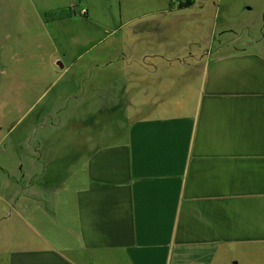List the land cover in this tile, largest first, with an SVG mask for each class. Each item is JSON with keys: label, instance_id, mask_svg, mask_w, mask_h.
<instances>
[{"label": "crops", "instance_id": "crops-1", "mask_svg": "<svg viewBox=\"0 0 264 264\" xmlns=\"http://www.w3.org/2000/svg\"><path fill=\"white\" fill-rule=\"evenodd\" d=\"M149 2L136 0L146 5L136 19L156 18L159 37L181 41L149 45L155 31L137 29L123 49H99L75 84L127 111L68 109L103 119L75 139L66 184L23 190L2 215L0 264H264V25L258 46L218 55L226 45L214 37L235 30L215 28L214 0ZM193 5L199 29L169 35L164 23Z\"/></svg>", "mask_w": 264, "mask_h": 264}, {"label": "rangeland", "instance_id": "rangeland-1", "mask_svg": "<svg viewBox=\"0 0 264 264\" xmlns=\"http://www.w3.org/2000/svg\"><path fill=\"white\" fill-rule=\"evenodd\" d=\"M155 1L162 2L154 0L147 8L156 10ZM249 1L257 6L255 10L242 8ZM187 2L179 0V4ZM214 2L215 28L220 31L231 26L235 30L228 38L218 32L215 44L226 47H219L215 54L243 48L246 43L251 47L259 45L261 34L257 30L264 25V0ZM145 8L136 0H0V219L13 212L21 191L52 190L66 184L58 180L65 174L68 159L74 156L73 149L79 145L75 139L81 140L83 127L103 119L67 116L71 114L68 109L76 107L81 114L82 102H89L92 110L102 107L105 113L117 112L118 116L127 111L128 101L97 100V85L75 84L83 75H89L85 73L87 64L98 56L99 49H123L137 29L155 31L149 45H158L163 39H170L162 42L168 45L181 41V37H159L156 31L164 27L162 24L156 28V18L136 19L146 12ZM181 12H185L182 17L164 25L169 35L176 30L186 31L189 40L191 36L187 34L192 25L199 29L197 13L203 11L193 5ZM201 21L205 31L209 22L204 18ZM203 55L207 53L195 56ZM58 60L63 67L56 63ZM93 73L98 76L97 68ZM89 96L95 100L83 99ZM115 118L106 116L105 126Z\"/></svg>", "mask_w": 264, "mask_h": 264}, {"label": "trees", "instance_id": "trees-1", "mask_svg": "<svg viewBox=\"0 0 264 264\" xmlns=\"http://www.w3.org/2000/svg\"><path fill=\"white\" fill-rule=\"evenodd\" d=\"M188 5V2L187 3H180V6L181 7H185V6H187Z\"/></svg>", "mask_w": 264, "mask_h": 264}, {"label": "water", "instance_id": "water-1", "mask_svg": "<svg viewBox=\"0 0 264 264\" xmlns=\"http://www.w3.org/2000/svg\"><path fill=\"white\" fill-rule=\"evenodd\" d=\"M58 64L60 67H63V63L61 61H58Z\"/></svg>", "mask_w": 264, "mask_h": 264}]
</instances>
